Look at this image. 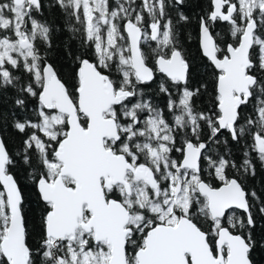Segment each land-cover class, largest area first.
<instances>
[{"label": "snow or ice", "instance_id": "snow-or-ice-1", "mask_svg": "<svg viewBox=\"0 0 264 264\" xmlns=\"http://www.w3.org/2000/svg\"><path fill=\"white\" fill-rule=\"evenodd\" d=\"M186 3L0 0V264H254L264 0H209L196 38L210 81L180 38ZM56 6L67 69L58 26L38 18ZM20 168L43 204L35 226Z\"/></svg>", "mask_w": 264, "mask_h": 264}, {"label": "trees", "instance_id": "trees-1", "mask_svg": "<svg viewBox=\"0 0 264 264\" xmlns=\"http://www.w3.org/2000/svg\"><path fill=\"white\" fill-rule=\"evenodd\" d=\"M139 1V0H137ZM112 3V2H111ZM110 3V4H111ZM138 3V2H137ZM210 9V3L209 0H187L186 6H185V13L190 15L192 17V21L187 24L183 25L181 28V41L184 43V47L188 50L190 58L194 61L197 70H198V76L197 79H203L210 81L211 79V73L208 72L207 68L205 66L208 65V61L205 57L202 56L199 47H198V41H197V33H198V20L199 16L203 15V13ZM173 17H175V13L173 12ZM39 19L47 20L50 24H55L58 26L59 31H56L53 36V48L51 50V55L53 61L60 67L67 69L68 62L64 56V44L65 41H67L70 38V32L65 27V18L61 10L58 6L55 8H49L46 7L44 14L42 17H39ZM220 30L223 31L226 27L225 23H219ZM191 35L192 39L188 40L186 37ZM72 48L75 50L77 45L76 41L73 40L71 43ZM153 46L154 43H153ZM207 72V75L205 73ZM211 87V86H210ZM156 85L152 84L150 86V92L155 98L160 97V95H157L155 92ZM160 99V98H159ZM209 97L207 95L202 96L198 103L202 107L208 106ZM19 140L17 139L15 142L11 143L9 145L11 150H15L18 147ZM234 151L236 152V159H240V153L239 150L235 148V145L233 146ZM258 174L257 177L249 181V185L252 187H255L258 191L261 189L262 186H264V171H260L259 165L257 166ZM14 172L16 173L17 179L21 184V188L23 191V195L25 198V205L27 208V218L29 220V223L33 226L36 225L37 217L39 212L43 209V204L39 199L38 193L35 190V187L31 184L30 181H28L25 178V171L23 168L20 169H14ZM260 233L257 232V237H259ZM36 236V232H33V237ZM252 259L254 261V264H264V249L257 247L253 253H252Z\"/></svg>", "mask_w": 264, "mask_h": 264}, {"label": "flooded vegetation", "instance_id": "flooded-vegetation-1", "mask_svg": "<svg viewBox=\"0 0 264 264\" xmlns=\"http://www.w3.org/2000/svg\"><path fill=\"white\" fill-rule=\"evenodd\" d=\"M112 2V0H110V3ZM138 3L140 2V0L139 1H137ZM222 24V23H221ZM220 24H219V22L217 23V25H216V28H217V30H218V27H219V30H220ZM218 30V31H219ZM154 43V45H155V42H153ZM157 79H159V76L157 77ZM160 98V99H159ZM156 99V101L161 105V106H163V104H164V102H165V98L163 97V96H160V97H157V98H155Z\"/></svg>", "mask_w": 264, "mask_h": 264}]
</instances>
